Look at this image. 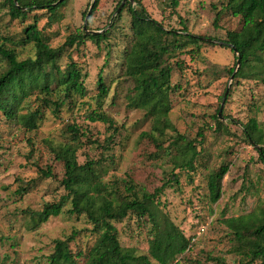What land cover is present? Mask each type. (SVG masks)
<instances>
[{"label":"rangeland","instance_id":"374dc122","mask_svg":"<svg viewBox=\"0 0 264 264\" xmlns=\"http://www.w3.org/2000/svg\"><path fill=\"white\" fill-rule=\"evenodd\" d=\"M170 1L142 0V4L152 19L176 31L183 29L184 22L191 34L225 39L227 32L242 27L240 18L224 10L226 0H182L176 11ZM121 2L100 0L87 24L89 32L108 33L107 41L100 46L87 42L59 60L65 69L71 56L88 74L86 97H77L67 104L60 117L45 110L35 130H27L0 115V264H48L55 241L75 231L80 234L71 244L74 253H87L95 244L98 235L92 231L93 226L86 216L67 214L69 204L64 214L37 228H33L27 212L41 211L46 203L57 202L64 194L61 181L65 171L63 164L55 160L51 145L69 142L67 127L71 125L84 133L79 163L102 161L100 176L109 187L115 186L117 180V187L123 192V182L132 180L137 192L153 194L173 172L178 174L179 183L172 182L157 202L191 241L190 250L178 258L179 264H221L217 260L245 264L250 260L236 253L233 233L223 220L247 215L264 205V164L243 136L245 125L252 120L264 134V71L252 70L255 74L235 79L229 75L235 66V55L220 46L203 45L194 56L178 54L169 58L174 69L169 119L188 140L202 143L196 144L201 153L195 169L177 170L172 158L159 150L166 149L175 134L166 130L155 142L153 116L131 106L135 85L125 75V52L133 41L132 20L127 11L119 18L115 10ZM93 4L94 0H66L49 24L50 14L46 11L35 12L26 20L12 19L9 0H0V44L15 50L19 60L35 57L34 45L24 41V30L37 16L44 37L52 47H59L69 36L83 31ZM218 13L222 14L217 28L214 22ZM259 59L264 63V55H259ZM6 67L0 58V75ZM103 68L110 92L101 110L120 128L110 144L106 141L111 135L107 126L87 118L99 109L97 77ZM36 107L32 104L33 109ZM218 110L223 127L216 124ZM199 133L204 134V141ZM224 165L229 166V173L222 183V198L212 204L208 180ZM47 167L52 168L55 178H41L40 171ZM23 187L28 192L18 194ZM113 223L123 247L148 254L152 227L147 220L129 215L122 222Z\"/></svg>","mask_w":264,"mask_h":264},{"label":"trees","instance_id":"16d2710c","mask_svg":"<svg viewBox=\"0 0 264 264\" xmlns=\"http://www.w3.org/2000/svg\"><path fill=\"white\" fill-rule=\"evenodd\" d=\"M59 1L9 0V14L12 19L26 20L35 12L46 11L50 14L51 24L59 9L66 4V0L61 3ZM99 1L95 2L93 13L96 12ZM181 1L171 0L169 5L176 11ZM122 2L116 8V13ZM224 4V10L235 18H240L242 22L241 29L227 32L225 39L191 34L184 22L180 31L168 29L163 23H158L150 17L142 0L126 2L118 15L120 18L127 11L132 20L133 41L125 52V75L135 85L131 106L146 111L148 116H153L152 133L155 134V142L158 143L159 137L163 136L166 130L175 134L171 144L166 149L159 150L172 158L177 170L195 169V162L201 153L197 151L196 146L202 143H198L197 139L188 140L169 119V97L174 91V69L169 63V58L178 54L194 56L200 52L203 45L220 46L235 55V66L229 71V75L235 79L255 74L252 70L264 71V63L259 59V55H264V0H226ZM221 14L218 13L215 18L214 26L217 28ZM34 19L35 22L24 30V41L34 45L35 57L19 60L15 50L0 44V58L7 64L5 72L0 75V115L27 130L38 128L45 110H51L54 116L60 117L67 104L75 101L77 97L83 99L88 93L85 85L88 74L83 73L82 68L71 56L65 69L60 66L59 60L68 51L86 46L87 42L100 46L108 39V33L88 34L83 29L81 33L69 36L64 44L54 48L38 28V17L34 16ZM112 26L114 28V25ZM214 41L222 45H216ZM238 60L240 66L234 74ZM103 74L104 68L97 77L99 109L93 110L87 118L92 123L107 126L111 135L106 141L110 144L120 128L101 110L102 102L110 92ZM262 81L264 82V78ZM32 104H37V107L33 109ZM218 112L216 124L223 127ZM67 132L70 136L69 142L51 145L55 160L63 164L65 171L61 181L64 194L59 201L46 203L41 211L27 212L30 213L33 228H37L47 223L50 218L64 214L69 204L70 208L66 213L71 216H86L93 226L92 231L98 237L87 253H74L71 248V244L80 234L78 231L67 238L56 240L54 251L48 257V264H179L178 258L190 250L191 241L161 209L160 202H157V198L172 182L179 183L178 174L173 172L171 178L153 194L137 192L132 180L123 182L122 192V189L117 187L119 181H114L115 186L111 187L102 182L99 170L102 161L79 163L78 152L84 135L80 128L71 125L67 127ZM198 136L204 141L203 133ZM243 136L258 152L264 164V134L255 120L245 125ZM228 173L229 166L224 165L209 177L207 187L212 204L218 203L222 198V183ZM40 176L43 179L55 178L51 167H47L45 171L41 170ZM27 192L25 187L17 191L20 195ZM129 215L147 220L152 227L148 254L125 248L119 240L118 230L113 222H122ZM223 224L233 233L236 253L250 260L245 264L257 261L264 264V205L247 215L225 218ZM2 241L0 238V243ZM217 262L225 264L223 261Z\"/></svg>","mask_w":264,"mask_h":264},{"label":"water","instance_id":"95a60500","mask_svg":"<svg viewBox=\"0 0 264 264\" xmlns=\"http://www.w3.org/2000/svg\"><path fill=\"white\" fill-rule=\"evenodd\" d=\"M15 1H16V0H15ZM63 1H64V0H60L59 3L63 2ZM95 2H96V0H94V4H95ZM126 2L134 3V0H124V1L122 2L121 6L119 7L117 13H119V12L122 10V8L125 6ZM94 4L90 7L89 13H88V15L86 16L84 30L87 31L88 34H89V33H91V34H101L100 32H89V31L87 30V24H88V22H89V19H90V16H91L92 12H93ZM207 41L212 42L211 40H207ZM214 43H216V44H218V45H222V43H219V42H216V41H214ZM239 66H240V60H238V62H237V68H236L234 74L237 73V70L239 69ZM225 100H226V96H225V98H224V100H223V104H224ZM221 111H222V109H221ZM221 111H220V113H219V116H221Z\"/></svg>","mask_w":264,"mask_h":264}]
</instances>
